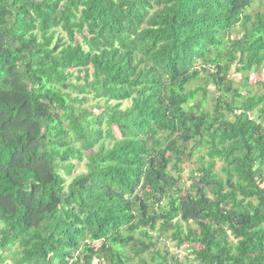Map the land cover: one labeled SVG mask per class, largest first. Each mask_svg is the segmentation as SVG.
I'll use <instances>...</instances> for the list:
<instances>
[{"label": "trees", "instance_id": "trees-1", "mask_svg": "<svg viewBox=\"0 0 264 264\" xmlns=\"http://www.w3.org/2000/svg\"><path fill=\"white\" fill-rule=\"evenodd\" d=\"M255 3L0 0V264H264Z\"/></svg>", "mask_w": 264, "mask_h": 264}, {"label": "rangeland", "instance_id": "rangeland-1", "mask_svg": "<svg viewBox=\"0 0 264 264\" xmlns=\"http://www.w3.org/2000/svg\"><path fill=\"white\" fill-rule=\"evenodd\" d=\"M262 2L264 3V0H262ZM253 8L254 9H260V10L264 11V4H262L261 6H258L255 3ZM240 77L241 76L238 75L236 77V79L240 80ZM263 78H264V76H263ZM255 80H257V77L255 75H252L250 77V81H255ZM195 168H196V163L192 159L185 163V170L183 172V176H184V181H185L186 186H189L191 184L192 180L189 178V176H190L191 170H193ZM83 171H86V170H85L84 164L81 163L80 166L75 170L74 174H77V173L83 172ZM183 246L185 247L186 245H183ZM159 247H161V248L165 247L169 251L170 254L177 255V257L180 260H185L187 257L192 259V256L189 253V251H190L189 249L177 248L175 242H172L170 240L162 241V244H160ZM4 264H14V262L11 259H7V261Z\"/></svg>", "mask_w": 264, "mask_h": 264}]
</instances>
